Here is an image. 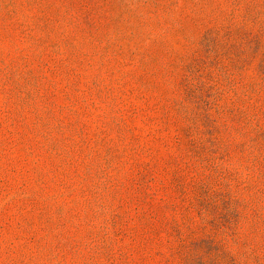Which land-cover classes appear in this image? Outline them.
<instances>
[{
    "label": "rangeland",
    "instance_id": "1",
    "mask_svg": "<svg viewBox=\"0 0 264 264\" xmlns=\"http://www.w3.org/2000/svg\"><path fill=\"white\" fill-rule=\"evenodd\" d=\"M0 264H264V0H0Z\"/></svg>",
    "mask_w": 264,
    "mask_h": 264
}]
</instances>
